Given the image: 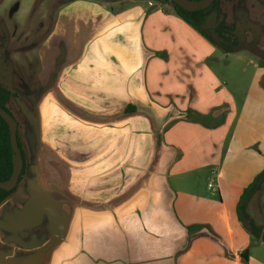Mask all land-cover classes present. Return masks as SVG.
Segmentation results:
<instances>
[{
    "label": "crops",
    "instance_id": "crops-1",
    "mask_svg": "<svg viewBox=\"0 0 264 264\" xmlns=\"http://www.w3.org/2000/svg\"><path fill=\"white\" fill-rule=\"evenodd\" d=\"M55 12L25 110L33 140L17 131L25 177L0 204V264H264L237 214L264 168L261 73L239 106L213 68L232 53L169 4Z\"/></svg>",
    "mask_w": 264,
    "mask_h": 264
},
{
    "label": "rangeland",
    "instance_id": "rangeland-1",
    "mask_svg": "<svg viewBox=\"0 0 264 264\" xmlns=\"http://www.w3.org/2000/svg\"><path fill=\"white\" fill-rule=\"evenodd\" d=\"M60 2L61 0H0V84L12 94L7 108L18 124L17 131L21 141L25 140L22 129L33 140L25 110L32 109L42 93L37 78L40 67L37 50L52 27ZM130 2L131 0H123V4ZM223 5L229 23L239 26L246 16L247 20L257 26L244 30V38L248 44L245 49L224 57V64H213L214 70L222 81L227 82L240 106L244 92L255 87L256 74L261 73L257 85L264 88V0ZM259 119L264 121V115ZM215 197L219 201L218 196ZM247 213L256 224L264 228V180L260 184V190L250 197Z\"/></svg>",
    "mask_w": 264,
    "mask_h": 264
},
{
    "label": "trees",
    "instance_id": "trees-1",
    "mask_svg": "<svg viewBox=\"0 0 264 264\" xmlns=\"http://www.w3.org/2000/svg\"><path fill=\"white\" fill-rule=\"evenodd\" d=\"M63 3H70L76 0H61ZM117 1V0H105ZM159 4H170L173 11L182 18L186 23L192 26L200 35L207 39L210 43L220 48L225 53L236 52L246 46L244 40V30L251 27H257L250 24L249 21L244 22V26L231 25L226 22L225 14L221 9L222 0H214V2L206 9L199 11H189L172 0H153ZM199 2L202 0H189ZM225 2H241L248 0H224ZM10 91L0 84V184H9L13 176V155H16L19 167V177L16 182L9 188L0 187V204L6 200L16 190L18 184L24 179L26 172L25 153L17 135V148L13 149L11 143V124L7 118H12L7 108L11 97ZM135 107L128 105L126 113H132ZM193 115V114H192ZM191 119H199L200 116H188ZM264 180V168L258 173L253 181L243 190L238 204L237 214L244 228L258 241L264 242V228L255 223L251 216L247 213V205L250 197L254 192L260 190V184ZM242 258L247 261V255L242 253Z\"/></svg>",
    "mask_w": 264,
    "mask_h": 264
},
{
    "label": "water",
    "instance_id": "water-1",
    "mask_svg": "<svg viewBox=\"0 0 264 264\" xmlns=\"http://www.w3.org/2000/svg\"><path fill=\"white\" fill-rule=\"evenodd\" d=\"M176 4H178L180 7L189 10V11H199L208 8L214 0H202L199 2H193L189 0H172ZM10 124H11V143L13 149L17 148L18 142H17V123L13 118H10L7 116ZM19 177V167L17 164V158L16 155H13V176L11 178V181L9 184H0V187L9 189L14 182L18 180Z\"/></svg>",
    "mask_w": 264,
    "mask_h": 264
}]
</instances>
